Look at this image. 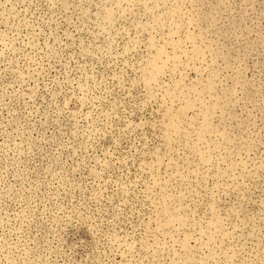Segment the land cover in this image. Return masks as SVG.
<instances>
[{"label": "rangeland", "instance_id": "374dc122", "mask_svg": "<svg viewBox=\"0 0 264 264\" xmlns=\"http://www.w3.org/2000/svg\"><path fill=\"white\" fill-rule=\"evenodd\" d=\"M0 264H264V0H0Z\"/></svg>", "mask_w": 264, "mask_h": 264}]
</instances>
